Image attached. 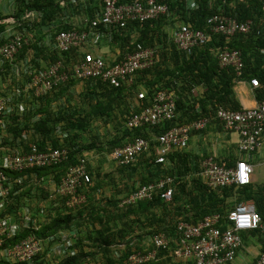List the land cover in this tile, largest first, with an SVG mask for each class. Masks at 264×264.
Here are the masks:
<instances>
[{
    "label": "trees",
    "instance_id": "1",
    "mask_svg": "<svg viewBox=\"0 0 264 264\" xmlns=\"http://www.w3.org/2000/svg\"><path fill=\"white\" fill-rule=\"evenodd\" d=\"M17 2L24 6L22 13H25V10L39 12L43 23L54 20L61 9L58 0H18ZM223 2L226 3L225 9L222 8ZM231 2H235L234 8L230 6ZM192 3H195V7H192ZM222 9L225 13L237 16L240 21H251L250 34L237 35L230 40L211 34L207 19ZM16 18L20 17L16 16ZM2 19L5 18L0 17V22L3 21ZM177 23L179 25L188 24L210 34L209 43L195 49L191 56H187L177 48L173 40L170 41V34L166 31V26L175 28ZM5 28L6 25L0 24L1 31ZM69 30L79 29L63 25L57 30V35L61 31ZM100 30L105 31L104 27ZM112 31L115 32L113 36L115 42H122L126 45L125 49L128 53L133 52L137 44L156 48L158 51V60L155 65L148 70L138 72L132 85L124 84L116 88L101 79L76 80L73 77L72 67L82 58L79 49L60 53L36 45L34 47L40 54H45L44 52L47 51L50 55L45 59L50 63L47 69L61 61L62 71L67 73L68 80L56 86L51 93L45 96L36 97L34 95L39 105L36 112L28 113L27 116L0 117L1 141L13 147V149L9 148V153L28 154L34 150L46 152L48 148L69 150L68 161L61 165L38 168L24 173H7L11 179L12 189L6 204L19 196L16 192L20 190L21 196L29 194V198H33V192L37 191L42 200L54 201L51 210L54 216L50 218L51 220L41 224L38 230L30 228L25 230L13 240V243L32 233L40 239L54 237L60 232L74 233L72 238L76 240L75 248L78 253L66 259L62 264H84L85 261H88V264H125L128 255L133 250H143L142 240L145 237L149 239L160 232L174 237L177 221L196 224L205 217L215 214L226 218L238 203L232 206L230 199L238 193L241 196L239 202L253 201L264 220V185L251 184L242 188H226L221 192L210 191L201 180L196 178L203 157L197 156L193 159L185 153V150H180L169 157L168 164L164 167L156 164V142H151L150 152L144 153L135 166L120 167L122 182H125L122 187L128 190L127 195H129L140 186L155 182L164 176H171L176 180L171 203L167 204L157 196L153 201L121 209L118 207L121 200L112 199V196L106 200L100 199L101 188L93 185L89 162L87 166L92 183L86 189L88 198L86 204L72 210L66 207V199L51 198L52 194L46 188L47 179H52L55 184L60 183L71 166L87 157L85 152L109 146L111 153L136 137L157 138L175 126L214 116L221 107L234 111L242 110L234 90L240 81L247 79L251 81L253 78H258L261 86L254 88L255 96L258 102L264 101V13L258 0H176L170 4L169 16L145 23H129L125 30L113 29ZM32 48L30 44L26 45L20 55L23 56ZM219 49H234L242 53L245 65L243 77L237 78L232 68L222 69L220 67L216 57ZM39 60L32 59L30 63L40 68ZM44 70L33 68L34 73ZM3 76L5 74L0 71V78ZM31 79L32 77L24 75L21 81L28 85ZM77 82L86 83L85 91L80 95L81 106L74 108V111L68 115L63 112L52 113V103L58 101L62 95H66ZM197 88L200 89L199 94L194 96L193 91ZM163 91L174 94L177 104L175 119L155 127L128 129L127 118L150 105L152 98ZM143 92L146 97L140 100L139 95ZM50 94L53 97L49 96ZM135 95H137L136 100ZM68 103L71 104V100ZM94 125H98L99 128L101 126L107 128L111 125L115 134L109 137L106 133L104 142L100 134H95ZM4 131L7 134H4ZM85 134L90 135L89 143H84ZM104 143H107L104 147L100 146ZM218 162L224 165L233 163L227 160H218ZM19 178H22V184L16 182ZM137 178L141 182L139 185H137ZM34 179H37L38 185L33 184ZM119 191L118 193H121ZM148 229L150 231H147ZM258 233V231H253L244 235L247 248L250 247ZM11 243L12 241H9L6 245ZM259 243L260 249L263 250L264 239L260 238ZM120 245H123L124 249L118 250L119 257H117L115 248ZM172 247L174 248V245ZM90 257L94 262L90 261ZM171 260L173 261L169 258L166 263H163H171ZM3 263L6 264L5 261L0 262V264Z\"/></svg>",
    "mask_w": 264,
    "mask_h": 264
},
{
    "label": "built area",
    "instance_id": "2",
    "mask_svg": "<svg viewBox=\"0 0 264 264\" xmlns=\"http://www.w3.org/2000/svg\"><path fill=\"white\" fill-rule=\"evenodd\" d=\"M16 2L18 0H8ZM176 0H102L103 10L93 20L86 22L83 30L61 31L55 39L54 51L67 53L79 49L82 58L72 67L73 77L83 81L101 79L109 85L119 88L124 84L132 85L136 74L152 68L158 60L156 48L137 44L133 52L128 53L120 62L109 65L102 56H96L87 49L90 44L98 43L101 39V27L109 30H125L129 23L157 20L169 16L170 4ZM264 13V0H258ZM195 7V3H192ZM224 9L208 17L207 25L210 33L225 37L227 40L237 35H248L252 30L251 21H240L232 13H225ZM33 12L26 14L25 19L31 18ZM8 25L0 30V66L14 63L29 41L16 28L21 23L14 18L0 22ZM173 41L177 48L191 56L195 49L204 47L210 41V34L180 24L173 34ZM219 65L222 69H234L237 78L244 76V60L242 53L234 49H219L216 52ZM61 61L51 65L49 69L34 73L30 60L24 62L23 69L16 70L32 77L27 85L36 97L51 93L54 88L68 80V75L62 71ZM251 87L259 88L258 78L250 81ZM23 94V89L16 90V94ZM193 94H196L195 90ZM143 92L139 99H145ZM12 100L10 97H0V117H9L12 114ZM24 112L23 107H19ZM177 116V104L173 93L163 91L156 94L151 104L139 113L129 116L126 126L130 130L144 127H155L172 121ZM217 122L230 133L237 134L239 141L237 151L239 157L235 164L224 165L218 162L215 156H208L201 161L196 178L202 181L208 190L221 192L226 188H242L253 183L255 167L246 158H252L264 147V101L258 102L252 108H243L240 111L219 108L214 116H208L192 123L175 126L156 138V164L166 166L168 159L175 152L187 150L194 133L208 128L212 121ZM5 128V126H1ZM151 140L136 137L122 147L110 153L111 159L118 167L135 166L144 153H149ZM69 159L67 148H48L46 152L34 150L28 154L11 152L4 156L0 167V209L6 205L11 194V179L8 172L24 173L38 168H49L63 164ZM88 159L82 158L79 163L71 166L58 184H46L53 197L66 199V207L77 209L87 203V187L92 178L88 172ZM22 184V178L16 180ZM175 178L164 176L155 182L140 186L135 192L125 196L119 202V208L136 206L139 203L153 201L159 196L163 202L173 201L175 193ZM31 226L12 222L9 216L0 217V261L10 264H37L40 256L45 253L46 246L51 247L50 253L56 256V261L49 264H62L65 259L77 255L76 240L66 232H60L54 237L40 239L35 234H29L16 243L13 240ZM38 230V227H32ZM258 231L253 241L264 239V220L258 213L253 201L238 202L228 213L227 217L220 214L205 217L193 224L177 221L175 236L170 237L160 232L150 237L148 248L133 250L127 257L125 264H152L159 261L160 254L168 253L174 261L190 262L193 264H234L240 253L247 248L244 235ZM9 241L11 244L6 245ZM174 245V248L172 247ZM260 245V243H259ZM261 247V245H260ZM249 248V247H248ZM124 249L123 245L117 246ZM48 253V254H50ZM253 264H264V249L260 250Z\"/></svg>",
    "mask_w": 264,
    "mask_h": 264
},
{
    "label": "crops",
    "instance_id": "3",
    "mask_svg": "<svg viewBox=\"0 0 264 264\" xmlns=\"http://www.w3.org/2000/svg\"><path fill=\"white\" fill-rule=\"evenodd\" d=\"M2 1L3 3L0 4V17L5 18L2 20L5 22L11 18H14L19 21L21 23V27H17L16 29L24 34L26 39L29 41V44L33 47L31 50H28L26 53H24L23 56L19 55V57L13 64L10 63L5 64L2 67L0 66V71L3 72L5 76L10 75L15 77L20 76L16 73V70L19 68L22 70L25 61L30 60L31 62L32 59H40L38 64L39 66H41L43 62L42 60L50 57L47 51L44 52L45 54H40L34 46H44V48L47 47L54 51V41L56 39L57 30L59 28H62L63 25H68L72 26L73 29L83 30L85 28L86 22L98 17L103 10L102 0H58V3L61 4V9H59L57 17L50 22L43 23L40 19L41 15L39 12L35 10H25V13H22V10H24V6H22L21 3H18L17 1L9 2L8 0ZM234 3L235 2L230 3V6L233 8L235 7ZM223 4L224 5L222 8L225 9L226 3L223 2ZM30 12H33L34 14L31 16V18H27L24 20L26 14ZM6 15L10 16L6 18ZM16 16H19L20 18L17 19ZM7 27L8 25H6V28ZM178 27V23L175 25V28L171 26V28L174 29L173 31V29L166 26V31L168 33L171 30V33H169L170 41L173 40V34ZM104 29L105 31H101L102 36L100 41L98 43L90 44L89 46H87V49L94 53V55L96 56H102L109 65H115L116 63L120 62L128 54V52L126 51L127 49H125V45L123 44L121 48H118L114 52V43H117L113 39L115 32L106 28ZM125 51L126 55H124ZM30 64L32 65V63ZM22 76H24V74H22ZM19 79H17V84H3L2 78H0V97H10L13 103L12 114L10 117L22 115L27 116L28 113L36 112L37 108L39 107L37 101L35 100L36 98L34 97L33 91L27 88L26 82L21 81L19 83ZM75 88L78 93L76 94L77 96L73 97L71 95H75V92L73 91L74 87L70 88L69 92L66 95H62L58 99V101L56 100L52 103V113L63 112V114L68 115L74 111V108H79L81 106L80 95L85 91V87L80 86L79 89V86H76ZM18 89H23V94H16V90ZM234 90L237 100L241 104L242 108H252L257 106L258 101L253 91L254 89L250 85V82H247L246 80L240 81L237 83ZM199 91L200 89L197 88L195 90L196 94H194V96H198ZM49 96H52V94H50ZM69 100H71V104L68 103ZM21 106L23 107L24 112L19 111V107ZM29 117L33 118L31 116ZM105 131L106 133L114 131L113 135L115 134V130L111 125H108ZM150 140H152V142H156V138H151ZM214 140H216L217 146L212 145ZM238 141L239 137L237 134L225 131L222 126L215 122V125H209L206 130L193 134L190 140L189 148L185 150V153L190 155L193 159L197 156L205 158L208 156H215L218 160H227L233 162L232 164H235L237 158L239 157V153L237 151ZM3 150L4 152H2V154L4 158V156L6 155V151L9 152L10 150L9 148H3ZM262 151H264V147L261 148L252 158L246 159H248V161L252 163L254 167H256L258 164H260ZM3 158L0 159V167L3 162ZM47 180L50 184L55 183V181H53L52 179L48 178ZM252 184L255 186H262L259 184V176H257L255 172L253 175ZM52 189L53 186H50V194H52ZM20 191L16 192V194L19 195L15 197L16 199L13 198L11 201H9V203L4 205L2 209H0V217L1 215L9 216L12 222L25 225L29 224L31 226V229H33L32 227H39L41 224H44L51 220L50 218L54 216L53 213H51L53 207L52 204L54 201L48 199L42 200L37 191L33 192V198H29V194L21 196ZM49 192L47 193L49 194ZM0 204H2V202H0ZM30 205L32 206V208L29 207ZM147 231L150 230L148 229ZM66 233L69 235L73 234L68 232ZM147 239L148 238L145 237L142 240L143 249L148 248L149 240ZM254 245L258 246L260 249L258 241L254 242ZM50 251L51 247L46 246L45 253L40 256L37 264H49L56 261V256L52 255ZM258 254L254 255L252 251L249 250V248H245L240 253L234 264H253ZM169 258L172 259L171 257H168V254L161 253L158 263H166ZM167 264H193V262H179L171 260V263L168 262Z\"/></svg>",
    "mask_w": 264,
    "mask_h": 264
},
{
    "label": "rangeland",
    "instance_id": "4",
    "mask_svg": "<svg viewBox=\"0 0 264 264\" xmlns=\"http://www.w3.org/2000/svg\"><path fill=\"white\" fill-rule=\"evenodd\" d=\"M3 3L2 0H0V4ZM10 15H6V18H8ZM173 29V28H171ZM174 31V29H173ZM171 33V30L170 32ZM114 52L118 49V48H121L123 45H122V42H117V43H114ZM125 44H128L125 42ZM132 45V44H130ZM169 45H170V42H169ZM125 48H126V45H125ZM42 64H41V67L40 68H36L33 66L34 69H39V70H44V69H47V67L49 66V62H47V60H42ZM20 78V79H19ZM17 79H19V83L21 82V80L23 79V76H10V75H6V76H3L2 77V83L5 84H17L18 81ZM26 81V80H25ZM247 82H250L249 79L246 80ZM85 84L84 82H77L76 84H74V92H75V95L74 94H71L73 97L74 96H77L76 94L77 93V90H76V86H79V89H80V86H84L85 87ZM254 93H255V90H253ZM134 99L136 100L137 99V95L134 96ZM212 124L215 125V122L212 121ZM210 124V125H212ZM95 126V125H94ZM209 127V126H208ZM98 125H96L93 129L95 130V134H100L99 136L101 138H104L107 136L105 135L106 134V128H104L103 126H101V128H99L98 132H97V129H98ZM101 129V130H100ZM114 131L113 132H108V136L111 137L113 135ZM4 134H7V132L4 131ZM89 134H92V133H89ZM89 134H85L84 135V143H89L90 141V135ZM93 135V134H92ZM103 141L105 142L106 139ZM2 138L0 136V159L3 158V154L2 152H4L3 148H10V149H13V147L11 148L9 145H5L3 144L1 141ZM107 144V143H104V144H100V146H103ZM214 146H217V142L216 140L213 141V144ZM99 148V147H98ZM110 147L108 146L106 148V146L104 147V149H94V150H91L89 152H85L87 153V159H88V162H89V167H90V171L92 173V177H93V185H98L99 188H101V192H100V199H103V200H106V199H109L110 196H112V199H118V200H121L122 198H124L125 196H127V194L129 193L128 190L126 188H123L122 185L123 183L125 182H122V173H121V168L117 166V164L111 159L110 157ZM9 152L6 151V155L8 154ZM205 157H203L204 159ZM255 173L257 176H259V184L260 185H264V151H262V154H261V159H260V164H258L256 167H255ZM138 180V178H137ZM30 184V183H29ZM33 184L35 185H38L39 182H37V179L33 180ZM141 184V182L138 180L137 182V185ZM119 186H121V188L119 189ZM133 186V185H131ZM121 191V193H118V191ZM119 191V192H120ZM241 200V196L238 194L234 195L230 201L232 202V206H234L237 202H239ZM30 208H32V206L30 205L29 206ZM20 221H24V220H20ZM82 232H84V230H82ZM255 242V241H254ZM254 242H251V245L249 247V250L252 251V253L254 255H257L258 252L260 251L259 247L254 245ZM100 260V257L98 258ZM90 261L94 262L93 258L90 257ZM89 262L88 261H85L84 264H88Z\"/></svg>",
    "mask_w": 264,
    "mask_h": 264
}]
</instances>
